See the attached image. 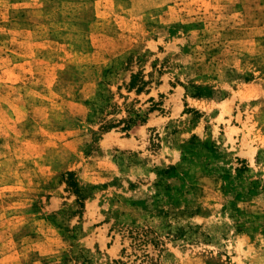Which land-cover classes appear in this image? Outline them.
Segmentation results:
<instances>
[{"label": "rangeland", "instance_id": "obj_1", "mask_svg": "<svg viewBox=\"0 0 264 264\" xmlns=\"http://www.w3.org/2000/svg\"><path fill=\"white\" fill-rule=\"evenodd\" d=\"M0 264H264V0H0Z\"/></svg>", "mask_w": 264, "mask_h": 264}]
</instances>
